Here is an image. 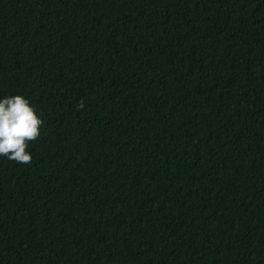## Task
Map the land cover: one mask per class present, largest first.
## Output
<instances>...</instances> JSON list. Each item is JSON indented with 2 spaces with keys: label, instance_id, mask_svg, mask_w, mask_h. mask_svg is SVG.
I'll return each instance as SVG.
<instances>
[{
  "label": "trees",
  "instance_id": "trees-1",
  "mask_svg": "<svg viewBox=\"0 0 264 264\" xmlns=\"http://www.w3.org/2000/svg\"><path fill=\"white\" fill-rule=\"evenodd\" d=\"M0 264H264V0H0Z\"/></svg>",
  "mask_w": 264,
  "mask_h": 264
},
{
  "label": "clouds",
  "instance_id": "clouds-1",
  "mask_svg": "<svg viewBox=\"0 0 264 264\" xmlns=\"http://www.w3.org/2000/svg\"><path fill=\"white\" fill-rule=\"evenodd\" d=\"M40 118L21 94L0 97V156L18 163H29L28 142L39 135Z\"/></svg>",
  "mask_w": 264,
  "mask_h": 264
}]
</instances>
